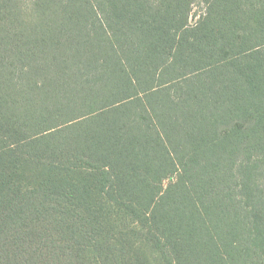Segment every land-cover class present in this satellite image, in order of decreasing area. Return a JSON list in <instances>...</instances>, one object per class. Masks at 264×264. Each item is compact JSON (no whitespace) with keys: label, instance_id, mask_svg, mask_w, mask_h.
Listing matches in <instances>:
<instances>
[{"label":"trees","instance_id":"16d2710c","mask_svg":"<svg viewBox=\"0 0 264 264\" xmlns=\"http://www.w3.org/2000/svg\"><path fill=\"white\" fill-rule=\"evenodd\" d=\"M146 246L264 264V0H0V264Z\"/></svg>","mask_w":264,"mask_h":264},{"label":"rangeland","instance_id":"374dc122","mask_svg":"<svg viewBox=\"0 0 264 264\" xmlns=\"http://www.w3.org/2000/svg\"><path fill=\"white\" fill-rule=\"evenodd\" d=\"M204 8L202 5L198 4L196 5L191 13V22H195L200 15L202 14ZM144 251L146 252V254L150 257L152 264H164L162 262V260L160 259L159 255L157 253H155L152 249H150V247H144Z\"/></svg>","mask_w":264,"mask_h":264}]
</instances>
